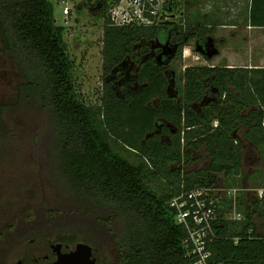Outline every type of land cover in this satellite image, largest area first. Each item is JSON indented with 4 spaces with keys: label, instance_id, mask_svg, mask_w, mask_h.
<instances>
[{
    "label": "trees",
    "instance_id": "obj_1",
    "mask_svg": "<svg viewBox=\"0 0 264 264\" xmlns=\"http://www.w3.org/2000/svg\"><path fill=\"white\" fill-rule=\"evenodd\" d=\"M262 10L264 0H253L252 25L264 26L256 15ZM54 11L51 0H0V50L13 60L20 76L17 100L0 101V160L11 154L14 131L9 117L19 124L20 119L34 120L36 113L46 116V130L32 134L34 143L41 140L46 162L39 167L36 160L44 196L33 206L16 204L10 217L1 220L0 246L29 221L30 229L18 239L84 242L100 252L107 245L117 264H185L188 232L176 222L170 199L184 189L219 183L221 175L229 186H242L246 153L237 131L245 125V137L264 145V68L190 65L174 95L166 73L170 64L154 56L142 59L151 50L148 41L159 35L163 42L169 30L115 25L101 7L104 75L130 56L140 63L136 80L143 86L120 93L113 80L105 79L102 104L91 105L78 94L65 26L57 23ZM200 28L207 30L200 24L181 26L187 36L183 44H189ZM140 41L137 53L133 44ZM210 88L217 91V98L198 107ZM215 119L218 126L213 125ZM165 121L177 129L165 125L159 130ZM115 144L139 154L140 161L132 162ZM202 148L208 168L190 169L193 151ZM162 180L171 193L152 187V181ZM47 189L56 195L49 196ZM249 201L242 192L239 209L248 217L244 227L226 222L220 233L246 232L256 209L245 207ZM214 259L225 264H264L257 262L264 260V240L220 239Z\"/></svg>",
    "mask_w": 264,
    "mask_h": 264
},
{
    "label": "rangeland",
    "instance_id": "obj_2",
    "mask_svg": "<svg viewBox=\"0 0 264 264\" xmlns=\"http://www.w3.org/2000/svg\"><path fill=\"white\" fill-rule=\"evenodd\" d=\"M51 1L55 7L54 13L57 23L65 26L64 38L67 44L68 53L74 61L73 77L77 86L78 94H81L87 103L96 106L102 104L105 79L113 80L115 87L120 93H124L126 90H136L143 86L142 83L136 80L140 63L134 61L130 56H127L122 63L117 65L110 74L104 75V17L98 10L96 0ZM178 1L182 3L183 6L181 9H177V12H187L189 0ZM125 2H127V0L117 1V3H121V5H125ZM252 3L253 0H206V2H203V15H205V18L209 15L210 16L205 19V22L199 23L200 25H204L207 29L206 32L204 31L206 34L202 31V28H200L196 30V35L199 37L210 34L212 37H215L218 42L216 45V53H208L209 55L207 54V56H204L199 52L200 48L196 46L195 39L191 40L189 44L184 43L178 50L174 51V45H170L171 47L166 48L165 44L157 42L154 38L148 41L151 50L146 54H142V59L144 60L150 56H154L158 62H167L170 64V68L166 71L172 82L169 84L170 87L172 86L170 91L172 94L177 95L178 87L183 84V72L187 66L209 65L210 63L218 66L226 65L228 62L226 59L230 57L234 48H237L236 43H238V45L240 44L237 31L245 28V54L243 60L235 63L232 67L244 66V60H250L253 55L258 58L261 52L264 53V48L257 47V37L258 34H260L259 29L250 30L249 32L246 28V22L248 20L250 24L253 23L251 18ZM184 4H187V6H184ZM155 5V9L158 10L159 15L166 10V7L164 10L162 8L164 3L162 4L161 0H155ZM67 7L69 10L66 9ZM199 10H201V7ZM213 13L220 14L219 21L214 19L215 15L213 16ZM256 15L264 25V10ZM179 17V22L183 23L182 27L184 29L185 27H196L198 25H193L190 22L191 20L186 18V14H181ZM224 22L230 24V26L222 28L220 24H223ZM206 24H210L212 27L207 26ZM219 31H222L224 35L226 34V37H228L227 41L219 38ZM164 36L165 32L162 33V37ZM261 36L264 39V35L262 34ZM242 39L243 38L240 40ZM142 41L133 44L137 53H140ZM157 47L161 48V50L158 51ZM218 49H221L222 53L220 55H215L219 53ZM168 51H172L174 56L171 59H162L161 56ZM19 78L20 76L15 68L13 60L0 50V101L17 100ZM210 89L208 98H204V100L198 102V107L207 103L209 100L217 98V91L213 88ZM153 103L158 104V99H154ZM32 117H34V120L29 117L30 120L28 123H25L23 119H20V123L15 124L16 120L15 122H12L11 117H9L8 120L14 133L11 135L13 137H11V140L9 141V145L11 146L9 147V150L11 154L3 156L2 158L4 159L0 160V222L2 219L10 217V211L15 208L16 204L21 207L27 205L33 206L39 204V198L41 199L44 196L41 193L42 186L40 185L42 182L40 183L38 180V166H44L46 162L43 159V151L40 149L42 142L39 139L34 143L32 134H34V131L43 133V131L46 130V116L36 113L35 115H32ZM35 122L37 126H34ZM165 125L170 129H177L174 124L165 121L159 124V130ZM152 135L153 133H149V136ZM164 138L169 140L170 136L165 135ZM250 145L247 146L248 149L246 150V156L248 158L244 164L245 173L243 179L240 178L239 180L240 183L244 180L246 182V187L248 188L259 186L257 183L259 177L264 171V158L259 157L258 149H252V146ZM115 148L132 162L138 163L140 161V155L129 150L124 145L115 144ZM203 149L204 148L193 151V158L189 164H187L190 169L206 170L208 168V155L206 156ZM36 160H39L38 166L36 165ZM44 171H46L45 167ZM221 178L223 180L222 175ZM228 182L229 181L225 179V182H219L218 184L229 185ZM151 185L159 193H162L163 191L171 193L170 190H168V187H166L164 180L152 181ZM53 192L54 191L51 189H47L49 196H52V194L56 195ZM245 194L250 201H253L254 197L251 192L246 191ZM29 197H34V199L30 201ZM38 221L39 224L42 225L43 221L40 219ZM29 229L30 224L29 221H27L18 227L17 233L7 236V239H4L1 243L0 255L2 256V254H4L5 249L11 245L14 240H17V237L20 234L27 232ZM102 254L110 264H113L114 261L117 263L115 252H112V250L110 251L107 248V245H104Z\"/></svg>",
    "mask_w": 264,
    "mask_h": 264
},
{
    "label": "built area",
    "instance_id": "obj_3",
    "mask_svg": "<svg viewBox=\"0 0 264 264\" xmlns=\"http://www.w3.org/2000/svg\"><path fill=\"white\" fill-rule=\"evenodd\" d=\"M155 0H127L125 5L111 0L110 14L115 25H149L158 10ZM162 4L167 0H161ZM159 4V3H158ZM157 4V5H158ZM69 10V8H66ZM214 126L219 121H214ZM249 191L257 205H246L253 210L252 225H249L243 235L233 236L222 234L220 230L226 222L237 224L241 229L248 220L245 212L239 208V196ZM170 205L174 208L175 220L187 229L188 235L184 240V247L188 257L185 264H225V261L214 259V248L220 239L233 240L238 243L243 237L264 240V186L248 188L246 186L219 185L218 183L195 186L184 189L171 197ZM257 262L264 263V260Z\"/></svg>",
    "mask_w": 264,
    "mask_h": 264
},
{
    "label": "flooded vegetation",
    "instance_id": "obj_4",
    "mask_svg": "<svg viewBox=\"0 0 264 264\" xmlns=\"http://www.w3.org/2000/svg\"><path fill=\"white\" fill-rule=\"evenodd\" d=\"M86 1V0H85ZM96 0L98 4V10L101 12V7H105L107 10V15L110 16V8H111V0ZM119 1V0H117ZM121 1V0H120ZM178 2V6L174 4ZM126 3V2H125ZM152 3H155L153 1ZM178 0H167L166 3L162 6L163 10L166 9L159 15L156 14L153 20V24H149L151 26H158L159 32L164 30H169L167 38L163 39L162 42L159 38L160 36H156V41L159 43L165 44V47H171L170 45H174V51L178 50L183 42L187 39L185 31L180 29L183 23L179 22V15L181 16V11L179 10ZM102 14V12H101ZM112 20V18H111ZM114 24V23H113ZM125 26V25H123ZM148 26V25H147ZM186 28V27H185ZM196 36V37H195ZM193 39H195V44L200 48V51L204 56L208 53H212L217 50L216 45L218 42L214 37L210 34L202 35L197 37L195 35ZM159 48V47H157ZM209 55V54H208ZM174 56L172 51L166 52L162 59H171ZM77 243H70L66 241H53L47 238L44 239H36L33 240L29 236L25 237V239H17L12 242L6 249L4 254L0 257V264H108L102 252L97 249L98 254L100 255V261L98 262L94 257L86 256L83 252H80L78 249ZM113 262V260H112ZM110 264V263H109ZM113 264H117L114 261Z\"/></svg>",
    "mask_w": 264,
    "mask_h": 264
},
{
    "label": "crops",
    "instance_id": "obj_5",
    "mask_svg": "<svg viewBox=\"0 0 264 264\" xmlns=\"http://www.w3.org/2000/svg\"><path fill=\"white\" fill-rule=\"evenodd\" d=\"M203 2H206V0H189L188 11L187 12L181 11V14L182 15L183 14L184 15L186 14V18L190 19L191 20L190 22L193 25H197L199 23L205 22V19L209 18V16H210L208 14L209 16H207L205 18V15H203V12H204V10H203L204 9ZM179 4H180L179 5V9H181V7L183 6V4L182 3H179ZM184 6H187V4H184ZM200 7H201V10H199ZM196 16H198V17H196ZM213 16L215 17L214 19H217L216 21H219L220 20V14L213 13ZM206 25L207 26H210V24H206ZM220 25H221L222 28H224L226 26H230V24H227L225 22L223 24H220ZM210 27H212V26H210ZM246 28L248 29L249 32H250V30L259 29L260 34H258V37H257V40H258V46L257 47L264 48V39L261 36L262 34L264 35V29H262L264 27L261 26V25L254 26V25L250 24V22L248 20L246 22ZM237 36L239 38V43L240 44L238 45V43H236L237 44V48L236 49L234 48V51L231 52L232 54L230 55V57L226 59L228 61L227 64H226V66H231L232 67L233 65H235V63L240 62V61L243 60V56L245 54V49H246V40H245L246 34H245V28L242 29V30H238L237 31ZM219 38L220 39H223L225 41H227V39H228V37H226V34L224 35V33L222 31H219ZM241 38H243V39L240 40ZM218 50H219V53L218 54H215V55H220L222 53L221 49H218ZM243 62H245V64H244V66H241V67L264 68V53L261 52V54H259L258 58H256L255 55H253L250 60H248V61H245L244 60ZM210 64H209L210 66H212V65L214 66L213 63H210ZM235 67H237V66H235ZM216 94H218V93L216 92ZM223 97H225V95ZM253 105L256 106V104H253ZM250 107H252V105ZM250 107L247 108V111H249ZM215 120H218V119H215ZM240 130H241V134H240ZM246 130H247V127L245 125L244 126L241 125L238 128V131H237V136L239 138H241V141H242V143L244 145L245 153H247V151H246L248 149L247 146L251 144L250 146H252V149L253 148L258 149L259 157L264 158V145H261V144L260 145H256V144H253L251 141H249L245 137ZM247 158L248 157L245 156L244 164L247 161ZM250 158H252V157H250ZM244 167H245V165H244ZM243 171L245 173V169ZM261 179H263V180H261ZM220 182L221 183L225 182V178H223V180H221ZM258 183H259V185H263L264 186V171L261 174V176L259 177ZM242 186H246V182L244 180L242 181ZM251 203L253 205H257L258 204V203H255V201L253 199V201L246 202V205H250ZM246 205H245V207H246Z\"/></svg>",
    "mask_w": 264,
    "mask_h": 264
},
{
    "label": "water",
    "instance_id": "obj_6",
    "mask_svg": "<svg viewBox=\"0 0 264 264\" xmlns=\"http://www.w3.org/2000/svg\"><path fill=\"white\" fill-rule=\"evenodd\" d=\"M216 52L217 50L213 51L211 54L216 53ZM78 249L80 250V252H83L84 255L94 257L98 262L100 261V255L98 254L96 247L90 244L81 242L78 244Z\"/></svg>",
    "mask_w": 264,
    "mask_h": 264
}]
</instances>
